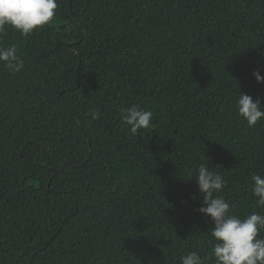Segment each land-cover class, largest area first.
I'll use <instances>...</instances> for the list:
<instances>
[{
    "label": "trees",
    "instance_id": "1",
    "mask_svg": "<svg viewBox=\"0 0 264 264\" xmlns=\"http://www.w3.org/2000/svg\"><path fill=\"white\" fill-rule=\"evenodd\" d=\"M57 5L31 35H0L24 61L0 65V264L203 257L213 225L188 176L201 163L232 214H264V119L248 127L233 106L239 91L264 107V0ZM132 106L153 113L136 135L120 118Z\"/></svg>",
    "mask_w": 264,
    "mask_h": 264
},
{
    "label": "clouds",
    "instance_id": "2",
    "mask_svg": "<svg viewBox=\"0 0 264 264\" xmlns=\"http://www.w3.org/2000/svg\"><path fill=\"white\" fill-rule=\"evenodd\" d=\"M57 6V0H0V35L5 34L8 28L22 36L31 35L52 21ZM0 65L12 75L24 69V61L15 44H0ZM252 75L257 83H264L259 70ZM233 106L248 127H255L264 119V107L249 95L238 91ZM98 115L97 112L91 113L92 119H97ZM152 117V111L138 106L120 110L121 122L132 135L150 128ZM209 163L190 169L188 176L195 180L202 195V205L197 211L213 225L209 229L211 251L203 257L196 251L189 252L179 258L180 264H206L208 261L213 264H264V238H258L260 231L264 230V214L252 212L244 218L232 214L233 205L223 196L214 195L223 190L226 182L220 173L210 170ZM251 181V193L257 198L256 206L264 208V175L253 174Z\"/></svg>",
    "mask_w": 264,
    "mask_h": 264
}]
</instances>
